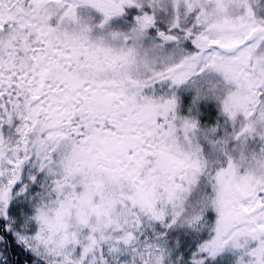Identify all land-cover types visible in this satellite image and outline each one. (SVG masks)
Here are the masks:
<instances>
[{"label":"snow or ice","instance_id":"obj_1","mask_svg":"<svg viewBox=\"0 0 264 264\" xmlns=\"http://www.w3.org/2000/svg\"><path fill=\"white\" fill-rule=\"evenodd\" d=\"M0 264H264V0H0Z\"/></svg>","mask_w":264,"mask_h":264}]
</instances>
